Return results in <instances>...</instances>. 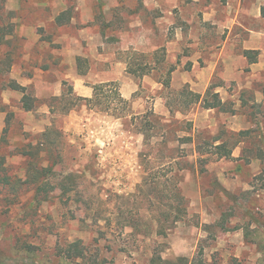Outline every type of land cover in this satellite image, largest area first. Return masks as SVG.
<instances>
[{"label":"rangeland","instance_id":"rangeland-1","mask_svg":"<svg viewBox=\"0 0 264 264\" xmlns=\"http://www.w3.org/2000/svg\"><path fill=\"white\" fill-rule=\"evenodd\" d=\"M146 1L0 0V264H153L160 257L176 264H264V100L256 94L262 87L255 82L245 101L232 102L229 95L239 89L222 81L219 65L212 93L224 86L225 106L209 110L203 102L185 114L172 112L181 106V88L171 81L166 89L162 80L184 57L171 63L175 55L166 47L132 45L134 16H150ZM129 61L136 73L152 70L139 77ZM211 61L198 58L201 68ZM245 72L244 81L264 80V73ZM79 78L92 91L114 82L129 94L127 115L85 103L64 110L71 88L83 96ZM12 80L27 87L32 110L23 106L24 93L9 87ZM161 100L168 114L156 112ZM152 110L163 117L157 128L147 122ZM218 138L233 148L230 157L208 144ZM178 173L187 210L160 235L157 220L175 203ZM75 241L84 256L67 254Z\"/></svg>","mask_w":264,"mask_h":264},{"label":"crops","instance_id":"crops-1","mask_svg":"<svg viewBox=\"0 0 264 264\" xmlns=\"http://www.w3.org/2000/svg\"><path fill=\"white\" fill-rule=\"evenodd\" d=\"M145 5L148 6L150 16L148 20L145 15L134 16L135 26L138 27L129 32L132 33L134 41L132 45L136 49L153 51L166 47L168 53L175 55L171 63L182 55L183 66L180 64L173 71V86L183 88L188 85L194 92L205 95L207 90L213 87V79L220 65L223 68L222 81L229 86L234 85L236 90L241 92L237 100L235 98L239 92L229 95L232 102L245 101L248 98L247 92H250L255 82L262 87V91L256 93L257 98L264 100V80L244 81L246 70L251 71V77L264 73V0H150L146 1ZM172 20L177 22L176 34L170 38ZM245 50H257V61L251 63L244 54ZM203 55L212 57L206 68H201L198 62V58ZM188 62L191 68L185 70L183 67ZM121 64L120 62L116 66L120 68ZM75 81L76 85L81 87L80 93L83 97L93 95L92 89L84 85L83 78ZM132 83L134 84V80ZM131 88L135 91L136 84ZM215 88H218L216 92L219 93V101L223 106L209 107V110L225 106L226 98L222 94L224 86L217 85ZM125 96L128 97L129 94L125 93ZM199 103L203 105V101ZM155 106L156 112L169 113L162 100L157 101ZM247 123L245 122V125L248 126ZM247 126L239 127L238 132L248 131L244 129ZM221 141V138H218L214 143Z\"/></svg>","mask_w":264,"mask_h":264},{"label":"trees","instance_id":"trees-1","mask_svg":"<svg viewBox=\"0 0 264 264\" xmlns=\"http://www.w3.org/2000/svg\"><path fill=\"white\" fill-rule=\"evenodd\" d=\"M262 14L264 16V6L262 8ZM64 18L62 17V15H59L57 17V22H59L60 24L64 23ZM11 28L13 29V23L12 25H10ZM4 27L2 26L0 28L1 33L3 32ZM163 52H165V47H163ZM245 56H247V58L249 59V61L251 63L256 62L258 59V51L257 50H245L244 52ZM143 55V54H142ZM156 55V53H155ZM164 56V55H162ZM9 59V65H11V56H7ZM163 58V57H162ZM160 60V59H159ZM129 64V72L136 74L137 76L141 77L144 76L146 74H149L151 72V68L150 69H141L142 71L140 73H136L137 71L135 69H130V64H132V62H128ZM175 66L170 67V69L167 71L166 77L162 80V84L164 85V87L166 89H170L171 88V73L175 70ZM9 87H11L14 90H19L21 92L24 93L23 95V106L26 110H32L35 106V101L32 98V96L27 93V87L23 86L21 84H19L17 81L12 80L8 83ZM212 89L213 87L211 86L206 94L204 96H202L200 93H196L193 90L190 89V87L188 85L184 86L183 88H181L179 91H177V95L180 98V104L181 106L179 108H176L174 110L173 107H171V111H179L184 113L186 109L191 108L193 105L199 103L200 101H203L205 104H207L209 107L211 108H217V107H222V103L221 101H219V93L217 92H213L212 93ZM65 95H61V96H57L54 98V100H60L63 101L65 99ZM211 97V99L209 98ZM65 105H64V110H73L77 107H79L81 104L83 105L84 103L87 105V107L89 109H99L101 111L104 112H108L109 114L121 118L127 115L128 110L130 109V99L126 98L121 90L116 86V84L114 82H101V83H97L93 86V95L91 97H83L80 95H75L74 94V90L73 88H71V97L69 100L65 101ZM52 108V107H51ZM52 111L54 112V108H52ZM148 117H151V119H148L147 122L152 123L151 124V128H157L159 124H161V120L163 119L162 116L157 115L153 110L148 112ZM172 123V122H171ZM170 123V124H171ZM167 125V124H166ZM169 125V124H168ZM163 127L165 128V126L163 125ZM193 126L190 123H188V129H191ZM148 128V129H151ZM166 132V130H165ZM248 131H240L237 133L238 136L242 135V134H246ZM145 136L148 138V136L146 135L147 132L145 133ZM166 134V133H165ZM164 134V135H165ZM188 140H195L194 137L192 136H188L186 137ZM218 140V139H217ZM208 144H210V146H212L214 148V153L218 154L220 157H230L232 152H233V148L228 147L227 143L225 140H222L220 143L216 144V143H211L208 142ZM203 145L200 146V150L201 153H203L204 149ZM199 150V152H200ZM4 164V159L1 158V162H0V168H4L3 167ZM172 164V163H171ZM47 170L52 171L51 168L47 167ZM173 168V167H172ZM185 167H183L182 169L184 170ZM46 169V168H45ZM177 175V181L174 182V187L172 190H174L172 192L173 196V201L175 203H171L170 206V210L165 214V218L162 219H158L157 220V234L160 235H165L168 231H170L171 229H173L178 223H180L183 218L184 215L186 213L187 210V199L182 191L181 188V183L183 181V175L182 173H178ZM36 175H33V180L31 182H33V184H37V180H36ZM38 191H40L42 189L41 186H39ZM67 254L71 257L73 256H84V248L81 245V241H75L73 243H71V245L68 248ZM159 260V261H158ZM157 260L153 259L152 262L153 264H176L173 261H168V260H164L161 257Z\"/></svg>","mask_w":264,"mask_h":264}]
</instances>
